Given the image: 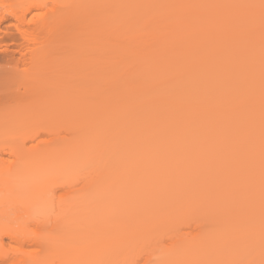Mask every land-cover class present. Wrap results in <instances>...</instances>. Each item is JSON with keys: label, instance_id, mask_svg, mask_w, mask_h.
Segmentation results:
<instances>
[{"label": "bare ground", "instance_id": "obj_1", "mask_svg": "<svg viewBox=\"0 0 264 264\" xmlns=\"http://www.w3.org/2000/svg\"><path fill=\"white\" fill-rule=\"evenodd\" d=\"M46 108L67 136L18 145L58 129ZM134 241L142 264H264V0H0V261L130 264Z\"/></svg>", "mask_w": 264, "mask_h": 264}, {"label": "rangeland", "instance_id": "obj_2", "mask_svg": "<svg viewBox=\"0 0 264 264\" xmlns=\"http://www.w3.org/2000/svg\"><path fill=\"white\" fill-rule=\"evenodd\" d=\"M51 99V98H50ZM26 104H28V103H26ZM26 104H23V105H26ZM50 107H53V108H55L54 106H50ZM48 109H49V107H47ZM46 108V109H47ZM52 108V110L53 111H55L54 109ZM47 109V110H48ZM56 109V108H55ZM47 110L44 112V111H42V112H40V118L41 117H43L44 119L48 116H46V114H47ZM52 110H48L49 111V113L48 114H50V112L52 111ZM46 113V114H45ZM55 113H56V111H55ZM51 114H53L52 116L53 117H51V115H49L50 117H49V119L51 120V119H53L54 120V118H55V121H54V123H53V121L51 122L52 124H55V122H58L57 124V126H59V127H57L58 129H55V131H54V129L53 128H51L50 127V129H52V131H50V129H48L47 127H45L44 129L45 130H43V128L41 127V125H39V123L41 122L40 121V119H39V114H37L38 116V119H39V121L38 120H36V121H38V127L41 129H39L40 131H38L39 132V134H37V135H34V134H36L37 132L36 131H33V130H31V129H33V128H30V130L32 131V132H29L30 130H28L29 128H27V130L25 129V131H20L19 133H18V137H19V141L21 142L22 140V142H25V144H22V143H19L18 145H20V146H22V145H26L27 147H31V144H32V146L34 145H40V146H43L44 145V147H46V145H49L48 143H50V141L52 142L53 140V138H56V140H57V138L58 139H61V138H65L67 135V131L65 130V128L67 127V126H69L68 125V123H67V121L66 120H62V121H65L66 123H67V126L66 127H63V125H61L62 124V121H61V119L60 118H58L57 117V119H56V114H54V113H52L51 112ZM54 115H56L55 117H54ZM46 116V117H45ZM43 118H41V120H43ZM48 118V117H47ZM60 119V120H59ZM46 120V122L47 123H49V121L50 120H47V119H45ZM45 120H44V124L46 123L45 122ZM61 121V122H59V121ZM36 121H34L35 123H36ZM64 122V123H65ZM35 123H33V124H35ZM43 123H40V124H43ZM46 123V124H47ZM59 123H61V124H59ZM63 123V124H64ZM44 124H43V126H44ZM66 125V124H65ZM48 126H49V124H48ZM54 126H56V124L54 125ZM61 126V127H60ZM33 127H35V126H33ZM36 128V127H35ZM55 128V127H54ZM67 129V128H66ZM46 131V132H45ZM48 131H49V133H48ZM59 133V134H58ZM66 133V134H65ZM41 134V135H40ZM65 136V137H64ZM17 136H16V139L18 138ZM33 137V138H32ZM56 140H54V141H56ZM18 141V140H17ZM53 141V142H54ZM47 143V144H46ZM51 144V143H50ZM25 146V147H26ZM33 146V147H34ZM39 146V147H40ZM22 147H24V146H22ZM32 148V147H31ZM38 148V147H37ZM27 149H30V148H27ZM33 149H36L35 147L33 148ZM5 154V155H4ZM3 155H4V157L3 158H7L8 159V154H6V153H3ZM95 157V156H94ZM97 160V156L94 158V159H92V162L91 163H89V165H91V166H89L88 164L87 165H85V166H83V168H82V170H81V172L78 174V177H76V179L78 180L77 182H81V181H79V180H82L83 181V183H78V184H81L80 185V187H85V185H86V183L87 182H89L90 180H92V179H96L97 177H99V176H103V174L106 172V171H109L110 170V166H106L105 164H104V160L102 161L101 159L99 160L98 159V161H96ZM96 162H95V161ZM67 178V177H66ZM71 178V177H70ZM74 178V177H73ZM72 178V179H73ZM75 179V178H74ZM75 179V180H76ZM72 181V180H71ZM70 181V182H71ZM69 181H68V179L67 180H65L64 178L62 179V178H60V179H55V180H52L51 181V185H52V187H53V189H54V187H55V191H54V193H55V195L57 196H59L60 194H62V193H65V191H66V193L67 192H70L67 188L68 187H70L71 188V186L72 185H74L75 184V182H72V183H68ZM69 184V185H68ZM68 186V187H67ZM74 186H76L77 187V185L75 184ZM75 188V187H74ZM58 189H62V191L61 190H58ZM78 189V188H77ZM76 189V190H77ZM74 191H76L75 189H73ZM74 191H71V192H74ZM57 198V197H56ZM174 201V200H173ZM191 220V219H190ZM190 220H184L183 222L181 221L179 224H181V226H179V224L176 226V231H177V233H176V235H175V237H178V236H183L182 238H184V237H186L187 239H188V237H190V234H192L193 233V231L195 230V231H197V228L195 227V229L193 230V228H194V226L195 225H197V223L198 222H196V221H192L191 220V222H190ZM186 221H188L189 222V224H188V226L192 223L193 224V222H196V224L193 226L192 224L190 225V226H193V227H191L192 229H190V227L189 228H187L188 226H187V222ZM33 223V227H35V229L37 228V229H41L42 230V228H43V230H44V227L46 228L47 226H45L44 225V227L42 226L43 225V223H46V222H43L42 220L41 221H39V220H36V222L34 221V222H32ZM31 223V224H32ZM35 223V224H34ZM37 223V224H36ZM185 223V224H184ZM182 224H184L185 225V227L187 228H185L184 229V225H182ZM35 225V226H34ZM36 225H37V227H36ZM199 226V225H198ZM39 227V228H38ZM183 227V228H182ZM177 228H178V230H177ZM182 228V229H181ZM32 230H34L33 228H31ZM175 229H173L172 230V232L173 231H175ZM190 230H191V232H190ZM179 231V232H178ZM195 231H194V233H195ZM169 232H171V231H169ZM169 232H166V233H169ZM153 233V232H152ZM175 233H171V234H175ZM153 234H157V233H153ZM171 234H168L166 237H168L169 238V240H170V238L172 239L173 237H174V235L173 236H171ZM179 234V235H178ZM189 234V235H188ZM196 234V233H195ZM157 235H159V234H157ZM157 235L154 237V238H152V240H151V242L148 244V243H146V244H148V246L151 244V243H153V241L154 242H162V241H166V240H168V238L167 239H163L164 238V236L166 235L165 233H163V234H160V236H158L157 237ZM178 235V236H177ZM188 235V236H187ZM193 235V234H192ZM176 239V238H175ZM162 240V241H161ZM173 240H174V238H173ZM173 240H170V241H168L169 243H171V241H173ZM8 241V240H7ZM150 241V240H149ZM148 241V242H149ZM165 241L161 244V246H166L167 244L169 245V243H165ZM17 242V243H16ZM137 242V241H136ZM19 241H9L6 245H5V249H6V251H7V253H9V254H11L12 256L14 255V253L15 252H17V251H19V252H24V253H29V251H31V252H34L36 249H37V246H36V244L34 243L33 244V242L32 243H30V244H28L27 245V243H23V245L21 244V243H19ZM134 243H135V241H134ZM33 246H32V245ZM144 244H145V242H144ZM134 246L133 247H135V245H138V248L136 247V248H134V249H138L137 250V252L135 253L136 255H134V256H136L134 259H137V258H139V262L142 264V262L144 263L145 261H146V259H147V251L149 252V249H147V248H145V249H147V251L145 250V251H142L143 249H142V247L144 246H142L141 247V245L139 244V242H137V243H135V244H133ZM153 245V244H152ZM159 246H160V244H158ZM157 244L156 245H153L154 247H159ZM140 246V247H139ZM153 246H151V248H153ZM145 247V246H144ZM143 247V248H144ZM140 248V249H139ZM35 249V250H34ZM32 250H34V251H32ZM141 254H143V255H141ZM144 254H147L146 255V258L144 257ZM139 256V257H138ZM140 256H142V259H140ZM144 257V258H143ZM7 260V259H6ZM5 260V262H1V264H14V259H8L7 261ZM136 260H132L131 261V263L130 264H134V262H135ZM248 261H245V264H248L247 263ZM244 263V262H243ZM250 264V263H249Z\"/></svg>", "mask_w": 264, "mask_h": 264}, {"label": "snow or ice", "instance_id": "obj_3", "mask_svg": "<svg viewBox=\"0 0 264 264\" xmlns=\"http://www.w3.org/2000/svg\"><path fill=\"white\" fill-rule=\"evenodd\" d=\"M58 190L62 191V189H58ZM134 264H140V262L139 261H135Z\"/></svg>", "mask_w": 264, "mask_h": 264}]
</instances>
